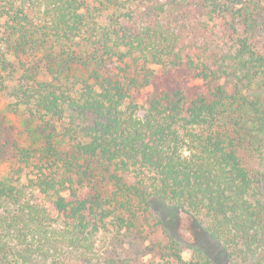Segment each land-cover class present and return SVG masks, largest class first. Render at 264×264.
<instances>
[{
    "label": "trees",
    "instance_id": "obj_1",
    "mask_svg": "<svg viewBox=\"0 0 264 264\" xmlns=\"http://www.w3.org/2000/svg\"><path fill=\"white\" fill-rule=\"evenodd\" d=\"M263 13L264 0H0V89L20 119L0 264H217L163 209L264 264ZM157 227L155 260L97 254L99 233Z\"/></svg>",
    "mask_w": 264,
    "mask_h": 264
},
{
    "label": "rangeland",
    "instance_id": "obj_2",
    "mask_svg": "<svg viewBox=\"0 0 264 264\" xmlns=\"http://www.w3.org/2000/svg\"><path fill=\"white\" fill-rule=\"evenodd\" d=\"M254 36L257 40L264 41V13L262 25L257 29ZM2 51L3 48L0 44V55ZM4 83L12 85V81H10L9 78H5ZM198 83H200L199 80H192L190 82L191 85ZM13 100L14 99L8 94L6 89H0V129L3 131L2 136L7 140V146L0 148V150L2 149V152H0V173L7 171L13 161V158L9 154L10 152L8 153V149H11L13 136H16L17 128L20 124L19 116L6 109L8 103ZM2 144H4V142L1 139L0 145ZM246 162L249 163V167L256 168L259 166L257 159L251 156L250 158H246ZM161 212L164 214L170 233L184 241L187 245L202 248L217 264H251V260L237 262L228 257L224 249L212 239L200 225L193 223L186 213L169 209H163ZM110 236L111 235L104 233H99L97 236L95 246L101 260L112 257L114 259L137 260L138 262L155 260L158 255L156 253L147 252L146 245L156 240H164L165 238L163 231L159 227H157L153 233H150L144 241L134 240L130 237L126 238L122 235H118L111 240ZM190 250L186 249L183 251V256L185 258L190 256ZM67 256L69 257L70 254H67Z\"/></svg>",
    "mask_w": 264,
    "mask_h": 264
}]
</instances>
